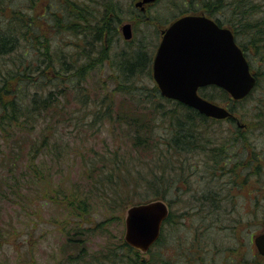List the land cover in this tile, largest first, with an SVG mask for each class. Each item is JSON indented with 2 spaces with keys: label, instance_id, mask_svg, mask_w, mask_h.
Masks as SVG:
<instances>
[{
  "label": "rangeland",
  "instance_id": "374dc122",
  "mask_svg": "<svg viewBox=\"0 0 264 264\" xmlns=\"http://www.w3.org/2000/svg\"><path fill=\"white\" fill-rule=\"evenodd\" d=\"M136 1L113 0L110 2V6L114 8H117L116 3L121 5L119 12L125 20L119 28L120 36L115 39L112 49L109 51V59L93 66L87 72L86 79L80 85L78 84L76 89L68 80L62 82V88L66 89L64 93H58L61 94V97L56 103V108L52 110L51 114L48 111L49 113L40 119L39 126L33 130L31 138L39 137L42 130L40 128L50 119L54 124H59L55 136H63L61 141H65V145H67L71 162L65 163L67 168L62 167L65 171L61 175L64 176L53 179L51 183L56 187L57 181L62 182V186L70 191L73 188L72 183L81 184L83 177L86 176V163L84 162L88 160V151L98 154L107 152L106 155L109 157L110 152L120 149L122 153H127L126 158L132 164L137 162L139 168L143 170L153 168L157 172V170L166 167L164 176L167 180L173 179L176 186L179 187L174 192V197L169 195L168 200L170 202L171 199L174 200L172 205L166 198L164 200L170 205L169 208L174 213L173 220L176 219V224H170L173 222L171 219V222L163 225L161 244H156L148 252L140 251L142 260L149 263L153 257H160V264H164L165 259L168 264H184L185 260L195 251L194 255L198 257L199 264H242L240 241L243 237V264H264V259L258 253L254 243L255 236L264 233L262 219L264 217V173L261 177L259 176V183L252 180L253 182L250 184L243 185L241 183L239 187L232 189L231 202L225 200V204L223 203V206L228 209H231L230 204H243V208H245L243 215L240 208L239 212L230 213L224 207L213 209L212 203L208 205L199 203L202 190L223 191L225 186H230L229 177L234 166L237 168L240 165L244 174L243 163L247 160L243 162V156L247 157L254 146L264 156V105L256 102L259 91L254 90L250 98L236 105L237 115L247 124V134H237L238 131L227 120H218V123L211 124L207 129H198V133H204L206 140L218 146L219 154L216 152L207 154L202 150L177 153L176 151H164L160 147L151 146L144 149L141 145H133L135 141L131 126L121 125L117 122L118 116L130 115L132 118L138 116L140 122L151 119L150 125L154 126L156 139H154V143L156 144L164 142L162 137L163 135L167 137L170 129L166 126L168 119L161 118L160 113L154 112L160 100L151 97L152 90L155 86L158 87L153 77V70L151 69V75L150 73H138L129 83H124L122 82L123 78L117 73L116 62L118 59L116 55L120 54L119 60H123L124 57L132 55L139 47H147L148 53L154 58L161 42L160 26L168 25L181 15L192 13L190 12L192 6H203L204 4L203 0H158L150 9V20L145 21L137 19L136 13L134 15ZM245 1L246 3L243 4V0H223L222 4H217L213 15L230 28H233L231 21L242 22L238 28L234 26L237 31V42L242 47H246L252 70L261 71L264 70V60L262 61L260 57L262 55L258 49L257 37L250 43L249 36L252 34L249 31L251 28L247 27L246 23L257 22L264 10V0ZM244 11L245 13H243ZM126 22L132 23L135 29L130 42H127L128 40L124 38L121 31V26ZM64 37L68 38V34ZM68 50L71 49L68 47ZM125 85L129 88L117 91L119 87ZM219 104L225 106L224 103L219 102ZM146 107L147 109H145ZM170 107L176 106L166 102L165 108L171 109ZM108 109L116 120L115 124L102 117V113ZM97 113L102 117V120L95 123L94 127L86 132L87 128L83 125L92 123V119ZM146 114H149L147 119ZM166 120L167 122H165ZM21 135L12 139L14 143H11L10 147H0V151L14 150L10 164L4 162L0 155V175L7 172L9 166H13L16 151L23 154L30 148L31 141L27 142L25 148H21L24 141L29 140L20 137ZM239 140L243 141V144H248V148L243 150L244 145L239 144ZM58 152L59 150H56L55 154ZM83 154L87 155L84 159L80 156ZM220 156V162H226V165L217 162ZM53 157L55 156L53 155ZM38 163L41 167L39 169L46 171L40 161ZM249 164L250 162L247 163V165ZM47 165L54 166L58 163L55 160L54 162L50 161ZM250 174L253 175V173ZM2 190L7 191L6 187L0 183V194ZM12 192L16 194V188ZM41 196L43 197V192L40 189H35L26 199L23 196L21 198L15 196L11 199V195L2 198L0 195V264H58L65 259V255H75L80 252L81 247L77 243L69 244L66 234L64 235V232L50 224L54 216H63L60 214V212H64L63 206L55 209L49 202L42 205L47 199L44 200ZM23 200L30 202V207L27 209L35 212L31 219L24 218L26 210L24 211L21 206ZM130 207L131 205L124 211L116 213V216L121 219L111 221L110 224H101L104 220L102 206L101 209L95 208L89 222H87L88 220L82 221L86 228L93 229L104 226L106 228L104 233H101L100 229V232L92 234L90 253L104 251L110 243L117 247L121 242L126 243L125 219ZM249 211H256L258 216L256 218L253 216L255 219L247 229L245 225L243 226V218L248 219ZM66 213L67 210L64 212V216ZM78 238L80 237L78 236Z\"/></svg>",
  "mask_w": 264,
  "mask_h": 264
},
{
  "label": "trees",
  "instance_id": "16d2710c",
  "mask_svg": "<svg viewBox=\"0 0 264 264\" xmlns=\"http://www.w3.org/2000/svg\"><path fill=\"white\" fill-rule=\"evenodd\" d=\"M112 1L0 0V147H10V144L14 143L12 139L19 134H22L20 137L29 139L21 145L22 149L25 148L27 142L31 141L28 151L23 154L16 151L13 166H9L7 172L0 175L1 185L7 189V191L2 190L0 195L2 198L11 195V199L15 196L19 198L23 196L26 199L35 189H40L43 192V197H41L44 200L47 199L42 205L49 202L55 209L62 205L64 212L67 210L66 216L64 212H60L63 216H54L50 224L64 232V235L66 234L69 244L75 242L81 250L75 255H65V259L58 264H160V257H153L152 261L147 263L141 259L140 251L124 242H121L118 247L110 243L104 251L90 253L92 234L100 232V229L101 233H104L106 228L105 226L86 228L83 222L84 220L89 222L95 208L102 206L104 220L101 224H110L111 221L121 219L116 216V213L124 211L130 205L155 200L164 201L165 198L170 202L169 195H173L179 189L173 179L167 180L164 176L166 167L157 172L153 168L143 170L139 168L137 162L132 164L126 158L127 153H122L120 149L110 152L109 157L106 155L107 152L98 154L94 151H88L89 156L80 155L82 159L88 157V160L84 162L86 163V176L83 177L82 183H72L73 188L70 191L66 190L59 181L56 182L58 184L55 187L51 183L52 180L62 178L64 175L61 174L65 171L62 167L67 168L65 163L71 162L67 145L65 141H61L63 136H55L59 124H54L48 119L40 128L42 130L39 137L31 138L33 130L40 124V119L49 112L51 114L56 108V103L61 97L58 93H64L66 89L62 88V82L68 80L76 89L78 84L80 85L86 79L87 72L93 66L109 59V51L115 39L120 36L119 28L125 20L119 12L121 5L116 3L117 8L111 7L110 2ZM203 2V6H192L190 12L204 11L213 15L217 4H222L223 0H203ZM245 3L246 1L243 0V4ZM230 23H232V29L237 38L234 26L238 28L242 22L233 20ZM220 24L225 25L222 21ZM246 26L251 28L249 31L252 34L249 36L251 43L252 39L256 40V22L246 23ZM66 34L68 38L64 37ZM239 46L243 48L241 44ZM116 57L119 61L116 62L117 73L123 78L122 82L129 83L138 73H150L151 75L153 58L148 53L147 47H139L132 55L123 56V60H119L120 54ZM124 88L129 87L125 85L119 87L117 91ZM200 94L209 101L224 103L235 114H237V103H243V100L233 101L225 90L217 87L202 88ZM151 97L160 100L154 112L160 113L161 118L168 119L166 126L170 129V133L167 137L163 135V143L157 142L156 144L154 143V126L150 125L151 119L140 122L138 116L133 118L130 115L118 116L117 122L131 126L135 141L133 145H141L144 149L151 146L160 147L164 151H176L177 153L196 150H202L207 154L220 153L217 151L218 146L206 140L203 132L198 133V129H207L211 124L218 123V120L209 118L182 103L164 98L156 86L152 90ZM76 99L79 98L76 97ZM166 102L176 107L166 109ZM102 115L109 122L116 123L109 109ZM148 115L146 114V119ZM102 117L97 113L92 123L83 125L87 128L85 131L92 129L95 123L102 120ZM227 122L238 131L237 134L242 133L241 127L235 122L232 120H227ZM241 138L243 139V135ZM239 144H243V141L239 140ZM243 145V150L249 146L248 144ZM56 150H59L57 154H55ZM257 150L254 146L247 157L243 156V162L245 160L258 161L261 155ZM13 153L14 150L0 151L2 160L8 164L12 162ZM53 155L55 157L52 158ZM55 160L58 165H47ZM220 160L221 156L217 162L219 163ZM38 161L46 171L39 169L41 167ZM262 166L264 164L261 163L248 167L243 165L245 168L243 185L252 183V180L259 183L258 178L264 173ZM235 177V175H230L229 178L234 179ZM232 183H235V180ZM232 183H229L230 186H225L223 191L202 190L199 203L201 205L212 203L216 208L224 207L222 203L225 204V200L229 203L232 200L231 190L240 186ZM15 188L17 193L13 194L12 190ZM173 202L174 200L171 199L170 205ZM21 206L24 211L26 210L25 219H31V216L35 215L33 210L27 209L30 207V202L23 200ZM230 206L231 209L224 207L230 213H237L239 208L241 209L238 203L230 204ZM248 215V219L243 218V226L245 225L247 229L258 216L256 211H249ZM173 216L174 213L170 211L165 223L171 222L172 219L173 222L170 224H176ZM262 219L264 223V217ZM163 231L164 228L156 244H161Z\"/></svg>",
  "mask_w": 264,
  "mask_h": 264
},
{
  "label": "water",
  "instance_id": "95a60500",
  "mask_svg": "<svg viewBox=\"0 0 264 264\" xmlns=\"http://www.w3.org/2000/svg\"><path fill=\"white\" fill-rule=\"evenodd\" d=\"M156 1L140 0L136 5ZM122 34L126 40L132 39L130 23L122 26ZM153 77L163 97L219 120L234 115L228 108L203 98L200 88L216 85L238 101L256 84L233 31L196 15L179 18L163 32L153 62ZM237 124L243 127L240 120ZM168 215L169 208L163 200L130 207L125 219V242L139 251H149L160 238ZM254 242L264 256V233L256 235Z\"/></svg>",
  "mask_w": 264,
  "mask_h": 264
},
{
  "label": "flooded vegetation",
  "instance_id": "af4514ba",
  "mask_svg": "<svg viewBox=\"0 0 264 264\" xmlns=\"http://www.w3.org/2000/svg\"><path fill=\"white\" fill-rule=\"evenodd\" d=\"M138 2H140V0H137L135 3H134V15L136 13L137 15V19H143L145 21H148L150 20V16H149V12H150V9L151 7L156 3H152V4H142V5H136ZM191 14H195L196 16H205L209 19H212L217 25H219L220 27H223V28H229L225 25H221L220 24V20L216 17H214L213 15H210L209 13H206L204 11L200 12V13H191ZM185 15H188V14H184V15H181L179 17H177L176 19L172 20L168 25H164V26H160V35H161V40H162V37H163V32L172 24L174 23L176 20H178L179 18L185 16ZM139 17V18H138ZM126 23H130V22H126ZM131 26H132V33H133V36H134V33H135V29H134V26L132 23H130ZM231 29V28H230ZM232 30V29H231ZM234 32V30H233ZM235 34V37H236V33L234 32ZM255 36L257 37V45H258V49H260L261 51V60L263 61L264 60V10L263 12L260 14V18L257 20L256 22V32H255ZM133 39V37H132ZM131 40H128L127 42H130L132 41ZM243 50V53L246 57V59L248 60L249 62V65H250V61H249V57H248V54H247V49L245 46H243L242 48ZM155 57V56H154ZM153 61H154V58H153ZM152 69H153V62H152ZM250 71L252 73L253 76H255L256 78V84H255V87L252 89V91L249 93V95H247L245 98H243V101L250 98L252 92L254 90H257L259 91V96H258V99H257V104H262L264 105V70H261V71H254L252 70L251 68V65H250ZM217 87L216 85H210V86H206V87H203V88H215ZM219 88V87H217ZM227 107V106H226ZM229 120H232L233 122H235L237 124V120H238V116L235 114L233 117H230ZM247 124L243 121V127H241V132L242 133H246L247 134ZM261 156L259 157V160L258 161H252L250 162L249 165H257V164H264V158H262V154H260ZM249 162V160H247L245 163H243V165L245 167H248L249 165H247V163ZM252 163V164H251ZM219 164H222V165H226L227 163L226 162H220ZM264 168V166H262ZM213 173H216L215 171H213ZM230 175H235L236 177L234 179L232 178H229L230 182L232 183L233 180H235V183H232L234 185H240V181L243 180V169H241V166H239V169L236 168L234 166V169L232 172H230ZM239 175V177H238ZM243 183V182H242ZM236 189V188H235ZM223 204V203H222ZM213 206V209H219V208H216L215 207V204H212ZM170 209V208H169ZM241 211H242V215H243V204L241 205ZM192 251V250H191ZM193 255L188 257L186 260H185V263L184 264H199L198 262V257L194 255L195 251L192 252ZM262 258L264 259V256H262ZM240 260H241V263L243 264V237L240 241ZM164 264H168L167 262V259H165L164 261ZM203 264V263H202Z\"/></svg>",
  "mask_w": 264,
  "mask_h": 264
}]
</instances>
